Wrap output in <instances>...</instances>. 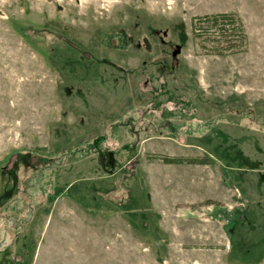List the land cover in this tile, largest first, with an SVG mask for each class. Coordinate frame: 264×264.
Masks as SVG:
<instances>
[{
    "label": "rangeland",
    "instance_id": "rangeland-1",
    "mask_svg": "<svg viewBox=\"0 0 264 264\" xmlns=\"http://www.w3.org/2000/svg\"><path fill=\"white\" fill-rule=\"evenodd\" d=\"M0 264H264V0H0Z\"/></svg>",
    "mask_w": 264,
    "mask_h": 264
},
{
    "label": "trees",
    "instance_id": "trees-1",
    "mask_svg": "<svg viewBox=\"0 0 264 264\" xmlns=\"http://www.w3.org/2000/svg\"><path fill=\"white\" fill-rule=\"evenodd\" d=\"M191 31L193 38L200 41L201 49L205 54L215 56L232 55L241 53L246 48L247 36L244 26L234 14L219 13L195 17L191 22ZM205 43L213 46L207 48L204 45ZM163 162L166 164H181L183 162L205 164L177 158L164 159ZM29 213L32 215V210ZM17 221L16 223L20 225L21 221Z\"/></svg>",
    "mask_w": 264,
    "mask_h": 264
}]
</instances>
